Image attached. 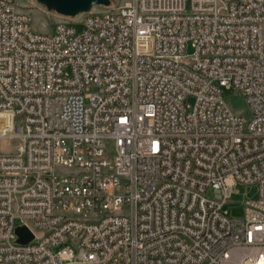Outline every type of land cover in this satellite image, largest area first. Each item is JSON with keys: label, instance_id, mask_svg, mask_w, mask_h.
<instances>
[{"label": "built area", "instance_id": "built-area-1", "mask_svg": "<svg viewBox=\"0 0 264 264\" xmlns=\"http://www.w3.org/2000/svg\"><path fill=\"white\" fill-rule=\"evenodd\" d=\"M93 6L0 0V264H264V0Z\"/></svg>", "mask_w": 264, "mask_h": 264}, {"label": "rangeland", "instance_id": "rangeland-1", "mask_svg": "<svg viewBox=\"0 0 264 264\" xmlns=\"http://www.w3.org/2000/svg\"><path fill=\"white\" fill-rule=\"evenodd\" d=\"M129 1L130 0H110V4L108 6L94 5L93 9L100 10L109 7H115ZM16 5L20 11L26 12L30 15L31 25L38 31L50 32L54 28L55 21H70V19L65 16L58 15L54 11H48L36 0H16ZM71 24L77 31H81L83 29V23L81 21L71 22ZM190 51L191 49L188 47L187 52ZM224 99L229 108L234 113L241 115L246 119L250 117V107L244 95L232 91H226L224 94ZM189 101H192V98H190ZM16 143L17 142L15 140L9 142H0V152H13ZM237 188L238 191L232 194L230 202L223 207V209L230 216L234 217H240L243 214V201L255 195L254 187H244L238 185Z\"/></svg>", "mask_w": 264, "mask_h": 264}, {"label": "water", "instance_id": "water-1", "mask_svg": "<svg viewBox=\"0 0 264 264\" xmlns=\"http://www.w3.org/2000/svg\"><path fill=\"white\" fill-rule=\"evenodd\" d=\"M42 4L48 11H54L55 13L74 17L81 12L88 11L93 5L108 6L110 0H36ZM18 234V241L25 243L32 238V233L25 226H18L15 229Z\"/></svg>", "mask_w": 264, "mask_h": 264}]
</instances>
